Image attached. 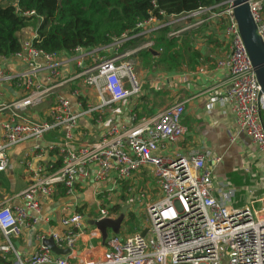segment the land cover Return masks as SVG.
Segmentation results:
<instances>
[{
	"label": "built area",
	"instance_id": "built-area-1",
	"mask_svg": "<svg viewBox=\"0 0 264 264\" xmlns=\"http://www.w3.org/2000/svg\"><path fill=\"white\" fill-rule=\"evenodd\" d=\"M246 3L264 45V0ZM219 19L225 21L228 51L217 68L226 71L230 82L219 103L229 110L237 131L251 141L264 163V129L259 117L264 100L239 34L232 0L178 16L159 11L103 47L46 52L33 45L35 34L20 39L16 54L0 57V83L12 85L19 93L17 98L0 103V174L8 167L6 153L12 147L38 141L50 131L60 137V143L50 147L57 150L60 165L44 169L26 160L31 177L19 195L22 207H0L3 259L8 258L9 264H264V179L259 187L242 189L245 202L236 201L239 189L214 188L208 154L202 148L187 155L163 154L166 145L177 147L182 141V103L168 105L149 117L133 116L127 125L111 124L91 143L78 144L75 140L81 117L139 93L131 60L143 50H154L160 30L178 21L187 25L183 30H190ZM67 64L78 70L69 77L62 71ZM74 83L80 86L73 89ZM64 88V94L58 93ZM87 89L96 94V105L82 100ZM43 103H47L46 118L27 119ZM91 166H95L92 174ZM142 170L151 172L157 190V196L146 205L144 230L125 237L112 236L98 260L72 261V250L85 235L83 217L73 213L60 221L62 231L40 237L44 242L49 235L58 248L69 250L68 255L56 256L43 243L32 255H19L13 239L29 227L28 219L31 224L38 221L41 204L52 198L58 187L73 197L80 182L93 179L97 184L111 182L113 190ZM99 215L101 219L115 216L108 207Z\"/></svg>",
	"mask_w": 264,
	"mask_h": 264
},
{
	"label": "crops",
	"instance_id": "crops-1",
	"mask_svg": "<svg viewBox=\"0 0 264 264\" xmlns=\"http://www.w3.org/2000/svg\"><path fill=\"white\" fill-rule=\"evenodd\" d=\"M5 1L2 0V4ZM13 1L8 4L15 5V0ZM8 4L4 3V5ZM224 28L225 21L219 19L187 30L188 34L192 36L193 51L190 55L185 56L182 63L173 70L156 71L149 68L150 65H155L151 61H147L148 63L139 61L133 64L132 60L131 65L133 69L136 67V75L140 80L139 93L128 101L111 104L81 117L79 129L76 132V142L78 144L91 143L99 139L111 124L127 125L133 116L138 119L149 117L168 105L182 103L184 105V114L181 119V125L184 128L182 141L177 147L166 145L163 154L171 157L176 154L187 155L194 149L202 148L205 154H208L207 167L212 170L214 188L239 189L236 201L245 202L246 195L242 189L260 186L264 179V163L251 141L237 131L234 118L229 110L219 103L230 85L226 71L217 68V62L223 59L228 51ZM31 31L34 33L31 27L22 30L19 38L26 40L34 36L35 33L31 34ZM143 65L146 68H143ZM147 68L150 71L145 70ZM62 71L69 77L78 70L74 65L67 64ZM40 78L43 80L44 77L41 75ZM78 86H80L79 83H74L71 87L75 89ZM60 91L58 93L64 94L66 88ZM18 95V91L12 85L0 83V103L15 99ZM53 97L51 96L50 100ZM83 97L82 100L89 104H97L96 94L93 91L85 90ZM45 107H47V103H43L31 111L27 119L36 121L38 118H46ZM4 117L8 116L4 115ZM1 140L2 133L0 132V142ZM59 143V134L56 131H50L38 141L23 142L7 151L8 167L5 172L0 174V207L7 206L12 209L22 207L23 200L19 195L26 189L31 177L24 162L30 160L44 169L49 165L57 168L60 165V158L57 155V150H51L50 147ZM215 158L219 159L218 163L212 162ZM94 170L95 166H91V174ZM139 173L133 175L132 179ZM231 173H236L242 179L241 185H235L229 179ZM123 182L125 183V181ZM111 189V182L97 184L93 179H89L80 182L76 186L75 196L69 197L66 196L61 186L58 187L55 195L41 204L38 221L31 224L28 219L29 227L22 231L18 239H13V244L19 255L22 258L32 255L43 243L40 237L51 232L62 231L60 226L62 218L77 213L83 217L85 235L76 242L71 254L72 261L101 258L107 249L108 240L116 235L111 229H107L108 236L104 240L99 230L89 222L101 219L99 211L102 208L108 207L112 211L116 206H120L116 205L117 203L113 204L112 199H105L103 196L108 193V196L113 198L112 191L119 190V188ZM148 203H143L145 208ZM129 206L131 207V205ZM117 217L115 215L109 219L115 220ZM126 221L124 218L119 237H125L147 227L146 224L141 229L127 233ZM49 238L48 235L46 239ZM2 240L0 233V244ZM0 264H9L8 258L3 259L1 254Z\"/></svg>",
	"mask_w": 264,
	"mask_h": 264
},
{
	"label": "trees",
	"instance_id": "trees-1",
	"mask_svg": "<svg viewBox=\"0 0 264 264\" xmlns=\"http://www.w3.org/2000/svg\"><path fill=\"white\" fill-rule=\"evenodd\" d=\"M224 1L227 0H15V5H4L0 0V57L8 58L20 50L19 34L29 27L36 34L33 45L46 52H69L76 47L94 49L135 30L138 23L157 16L159 11L178 16ZM30 12L34 15H26ZM167 33L163 29L155 36L153 49L158 57L152 58L149 50L138 56L156 66L167 64L163 68L170 71L193 51L192 36L185 31L179 37L168 38ZM261 116L264 125V110ZM229 179L241 185L242 179L236 173L229 174ZM120 209L116 206L114 211L118 213ZM134 219V215H128L129 222Z\"/></svg>",
	"mask_w": 264,
	"mask_h": 264
},
{
	"label": "water",
	"instance_id": "water-1",
	"mask_svg": "<svg viewBox=\"0 0 264 264\" xmlns=\"http://www.w3.org/2000/svg\"><path fill=\"white\" fill-rule=\"evenodd\" d=\"M232 8L239 34L244 43L258 84L260 85L261 96L264 100V45L258 34L257 27L251 17L249 6L246 3V0H232ZM149 52L155 57L158 54L152 49H150ZM259 117L264 129L261 111H259ZM129 207L130 206L122 207L121 212L115 220L103 218L99 221H91L89 224L95 226L97 230H99L104 240L108 236L107 229H111L114 235L119 236L121 225ZM43 245L48 247L51 252L57 256H65L69 253L68 249L58 248L51 238L46 239L43 242Z\"/></svg>",
	"mask_w": 264,
	"mask_h": 264
},
{
	"label": "rangeland",
	"instance_id": "rangeland-1",
	"mask_svg": "<svg viewBox=\"0 0 264 264\" xmlns=\"http://www.w3.org/2000/svg\"><path fill=\"white\" fill-rule=\"evenodd\" d=\"M13 2H14L13 0H6L5 2H3V4L13 3ZM205 15H208V14H205ZM185 27H187V25L185 24L184 21H178V22L172 23L169 26V28L166 29L168 31L167 37H168V34L169 35L175 34L176 36L174 35V37H179L180 31H182L181 33H183V31L184 32L187 31V30H183ZM31 28L33 29V27ZM30 33L34 34L32 31ZM168 38H172V36ZM159 52H161V49H159ZM132 60H133V64H136L139 61L147 62L146 59H143L142 57L138 55L133 57ZM163 65L164 64L159 65V66L150 65L149 68H153L156 71H164ZM164 66L166 69V67H168L169 65L165 64ZM143 68H146V66L143 65ZM145 70L150 71V69L148 68ZM136 74H137L136 67H134V75L139 84L140 80ZM118 188L119 190L116 189L112 191V194L114 195L113 198L112 196H108V193L105 195L103 194V196L105 197V199L106 198L112 199L111 202H113V204L117 203L116 205L119 204L120 207L131 205L130 209L125 214V221L126 219H128V213H132L135 219L130 222L127 220L128 223L125 224V229L127 233H131L134 230L143 228V226L147 224V212H146L147 207L145 208L144 204L151 202L157 196V190H156L154 181L152 179L151 172L142 171L139 173V175H137L133 179L125 181V183L124 182L120 183ZM99 199H100V196H99ZM120 212L117 213L116 211L112 210V213L117 216L119 215Z\"/></svg>",
	"mask_w": 264,
	"mask_h": 264
}]
</instances>
